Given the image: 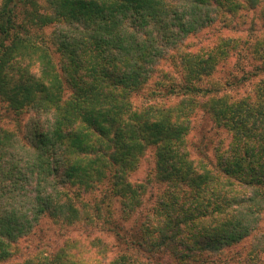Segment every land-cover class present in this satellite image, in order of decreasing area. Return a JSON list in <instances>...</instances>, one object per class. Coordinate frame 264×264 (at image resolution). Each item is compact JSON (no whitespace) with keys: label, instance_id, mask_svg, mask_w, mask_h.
I'll list each match as a JSON object with an SVG mask.
<instances>
[{"label":"trees","instance_id":"16d2710c","mask_svg":"<svg viewBox=\"0 0 264 264\" xmlns=\"http://www.w3.org/2000/svg\"><path fill=\"white\" fill-rule=\"evenodd\" d=\"M262 5L0 0V105L35 112L34 131L22 135L0 122V264H16L20 240L43 218L81 220L77 199L106 182L126 216L144 215L133 230L116 232L118 253L111 256L114 248L103 240H67L17 264H238L227 250L248 238L250 254L264 251V77L236 96L228 87L243 80L225 87L210 80L240 42L181 54L180 80L163 90L177 98L174 104L139 108L132 101L188 37L223 13ZM262 59L254 76L264 75ZM199 109L229 134L214 161L190 151ZM150 150L149 179L164 189L146 199L150 185L130 176Z\"/></svg>","mask_w":264,"mask_h":264},{"label":"rangeland","instance_id":"374dc122","mask_svg":"<svg viewBox=\"0 0 264 264\" xmlns=\"http://www.w3.org/2000/svg\"><path fill=\"white\" fill-rule=\"evenodd\" d=\"M41 2L44 3L45 0H41ZM52 31V28H48L45 33L49 36ZM227 39L239 41L240 46L230 52V57L226 61L220 63L210 80L218 81L224 87L231 82L243 80L237 82L233 87H228L231 90L228 92L234 96L239 93H250L252 91L250 83H255L264 77V75L254 76L257 73V68L263 63L262 57L264 56V46L258 45L259 42L264 43V5L254 10L223 13L210 26L198 34L188 37L180 49L171 52L161 62L148 84L132 97L134 106L145 108L149 105L174 104L177 98L170 97L163 90L174 80H180L183 65L182 61L179 63V56L186 53L195 54L213 50L214 47ZM55 58L57 62L62 60L59 54ZM34 115L35 112L31 110L16 113L6 103L0 105L1 124L21 135L28 129L29 132L34 131V123L32 124V116ZM193 125L194 127L188 136L192 156L195 158L205 156L214 161V154L225 148L229 142L227 130L215 126L211 115L205 109L197 111L193 117ZM153 163L154 150H150L141 160L139 168L130 176V180L134 184L147 181V184L150 185L153 194L147 193L146 199L164 189L163 184H159L154 179L151 181L149 179L153 173ZM147 203V209L151 210L153 199ZM76 207L82 217L81 220L74 221L75 223L64 224L50 218H43L35 234L20 240L21 245L19 246L23 257L19 258L21 254L19 253L17 258L14 257V263L17 264L21 260L37 256L39 252L47 254L56 252L67 240L69 242L73 240L82 242L85 239L103 240L114 248V251L110 253L113 256L120 250L116 232L123 231L124 228L133 230L139 222H143L144 215L138 214V212L133 213L130 217L124 214L120 199L111 194L107 182L93 192L84 193L77 199ZM261 230L264 233V220ZM252 243V238H248L239 245L228 249L226 256H235L239 259L238 264H248V261L249 264H264L263 250L250 254ZM171 261H173L172 258L169 262Z\"/></svg>","mask_w":264,"mask_h":264}]
</instances>
